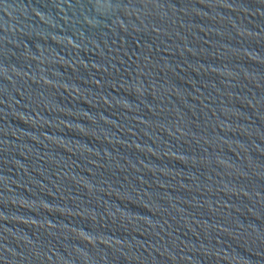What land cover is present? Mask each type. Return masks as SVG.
<instances>
[{
	"label": "water",
	"instance_id": "1",
	"mask_svg": "<svg viewBox=\"0 0 264 264\" xmlns=\"http://www.w3.org/2000/svg\"><path fill=\"white\" fill-rule=\"evenodd\" d=\"M0 264H264V0H0Z\"/></svg>",
	"mask_w": 264,
	"mask_h": 264
}]
</instances>
